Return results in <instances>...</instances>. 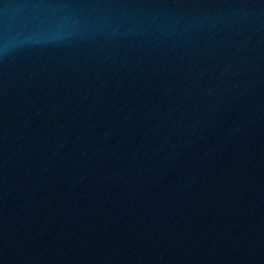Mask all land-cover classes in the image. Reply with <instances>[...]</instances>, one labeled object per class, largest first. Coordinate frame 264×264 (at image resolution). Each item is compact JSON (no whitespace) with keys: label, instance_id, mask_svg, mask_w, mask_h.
<instances>
[{"label":"water","instance_id":"water-1","mask_svg":"<svg viewBox=\"0 0 264 264\" xmlns=\"http://www.w3.org/2000/svg\"><path fill=\"white\" fill-rule=\"evenodd\" d=\"M0 264H264V0H0Z\"/></svg>","mask_w":264,"mask_h":264}]
</instances>
